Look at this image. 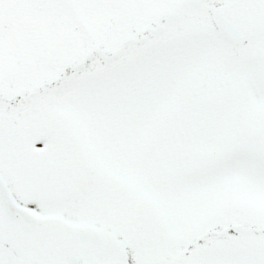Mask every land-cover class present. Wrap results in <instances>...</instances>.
<instances>
[{
  "label": "snow or ice",
  "instance_id": "obj_1",
  "mask_svg": "<svg viewBox=\"0 0 264 264\" xmlns=\"http://www.w3.org/2000/svg\"><path fill=\"white\" fill-rule=\"evenodd\" d=\"M0 264H264V0H0Z\"/></svg>",
  "mask_w": 264,
  "mask_h": 264
}]
</instances>
